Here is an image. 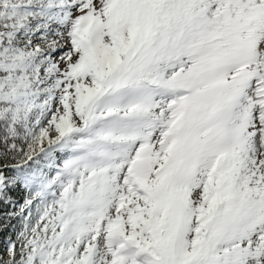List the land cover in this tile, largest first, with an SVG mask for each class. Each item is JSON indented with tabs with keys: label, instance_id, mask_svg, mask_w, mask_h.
Listing matches in <instances>:
<instances>
[{
	"label": "snow or ice",
	"instance_id": "6c2138e0",
	"mask_svg": "<svg viewBox=\"0 0 264 264\" xmlns=\"http://www.w3.org/2000/svg\"><path fill=\"white\" fill-rule=\"evenodd\" d=\"M0 264H264V0H0Z\"/></svg>",
	"mask_w": 264,
	"mask_h": 264
}]
</instances>
